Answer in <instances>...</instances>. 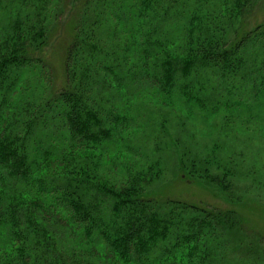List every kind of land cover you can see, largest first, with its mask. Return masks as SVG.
<instances>
[{"label": "trees", "instance_id": "16d2710c", "mask_svg": "<svg viewBox=\"0 0 264 264\" xmlns=\"http://www.w3.org/2000/svg\"><path fill=\"white\" fill-rule=\"evenodd\" d=\"M256 2L81 0L56 88L69 0H0V264H264L232 206L264 185ZM166 153L229 206L157 195Z\"/></svg>", "mask_w": 264, "mask_h": 264}, {"label": "rangeland", "instance_id": "374dc122", "mask_svg": "<svg viewBox=\"0 0 264 264\" xmlns=\"http://www.w3.org/2000/svg\"><path fill=\"white\" fill-rule=\"evenodd\" d=\"M80 2L81 0H69L67 10L59 19L54 29L53 40L50 46L51 53L46 57L48 60L47 62L53 66L56 88L64 84V49L72 39L74 22L78 15V6ZM247 19L246 25H249V23L251 24L249 28L264 23V0H257L251 13L247 15ZM51 83L52 80L48 84ZM258 144L257 138L243 141V146H250L249 154L252 153V155H248V160H250L251 163L256 162L261 167H264V151H261L260 155L256 153L259 152L256 147ZM233 145H235V143L230 140L228 146ZM228 151L231 150L228 149ZM165 158L168 160L167 174L169 178L168 180H166V178L155 183V186H157L155 191L157 195L161 197L170 196L183 198L191 202L203 203L209 206H229V199L227 200V198H224V195L216 187L210 186L211 184L209 185L200 180L191 181L186 177L182 178L181 176H176L177 171L175 169L173 156L166 153ZM235 192L236 194L241 193L240 199H242V201H239L236 205L232 204V206H236L240 211L245 225L248 229H254L264 234V185L261 183H250V180H246L241 174V179L235 183Z\"/></svg>", "mask_w": 264, "mask_h": 264}]
</instances>
